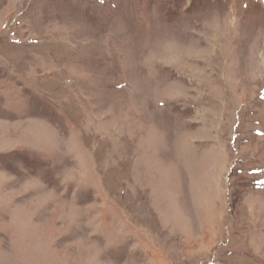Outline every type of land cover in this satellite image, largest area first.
Returning a JSON list of instances; mask_svg holds the SVG:
<instances>
[{"label":"rangeland","instance_id":"rangeland-1","mask_svg":"<svg viewBox=\"0 0 264 264\" xmlns=\"http://www.w3.org/2000/svg\"><path fill=\"white\" fill-rule=\"evenodd\" d=\"M0 264H264V0H0Z\"/></svg>","mask_w":264,"mask_h":264}]
</instances>
